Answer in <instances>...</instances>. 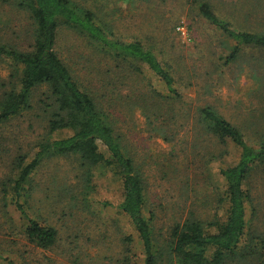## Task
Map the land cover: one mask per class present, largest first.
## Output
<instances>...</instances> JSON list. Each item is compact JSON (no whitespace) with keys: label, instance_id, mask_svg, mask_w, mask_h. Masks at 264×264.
<instances>
[{"label":"rangeland","instance_id":"1","mask_svg":"<svg viewBox=\"0 0 264 264\" xmlns=\"http://www.w3.org/2000/svg\"><path fill=\"white\" fill-rule=\"evenodd\" d=\"M71 1L92 11L108 37L138 39L152 47L182 95L179 101L169 102L168 107L178 113V122L172 126L173 138L167 141L158 129L161 120L151 122V110L143 108L144 97L139 102V95L146 94L150 86L165 93L163 82L149 71H133L126 66L128 62L112 56L79 29L58 27L55 52L79 85L109 114L123 151L142 173L145 215L153 213L154 245L163 248L173 225L187 218L223 221L227 202L222 198L225 182L220 169L235 164L239 151L231 142L222 144L206 133L196 110L211 106L238 126L253 145L264 139V48L243 46L225 64L236 41L209 23L198 5L208 3L232 28L264 33V0ZM33 29L30 14L18 0H0V47L29 50ZM5 56L0 51V95L9 89L16 67ZM49 96L46 84L35 86L28 106L0 124V251L10 259L0 264H142V242L119 209L120 184L112 171L94 168L85 174L70 157L44 158L25 184L29 215L56 228V243L42 249L24 236L25 221L16 210L12 191L4 197L1 182L17 170L18 151L28 153L45 133ZM244 189L257 208L252 223L264 235V162L253 169ZM247 211L251 213V208ZM210 231L215 232L216 227ZM212 252L210 248L208 257ZM224 264L251 262L228 258Z\"/></svg>","mask_w":264,"mask_h":264},{"label":"trees","instance_id":"2","mask_svg":"<svg viewBox=\"0 0 264 264\" xmlns=\"http://www.w3.org/2000/svg\"><path fill=\"white\" fill-rule=\"evenodd\" d=\"M18 5L27 10L33 20L34 41L26 51L0 47V51L16 65L12 75L14 80L10 81V87L1 94L2 97L0 95V124L17 117L28 106L29 93L37 85L48 86V99L51 101L45 133L36 139L28 153L18 151L14 165L17 170L7 181L1 182L4 197L12 191L9 193L13 196L16 210L25 221L24 236L42 249L51 248L56 243V228L29 215L25 184L44 158L70 157L78 161L85 174L94 168L112 171L120 184L122 199L119 209L128 217L142 242V264H158L159 261L167 264H224L228 258L264 264V235L256 230L251 219L255 218L257 208L251 202L250 193L244 189L253 169L264 162V139L253 145L238 126L211 106L198 107L196 117L204 131L222 144L231 142L239 151L235 164L220 169L225 182L222 197L227 202L225 219L204 222L195 217L187 218L173 225L163 248L156 247L151 226L153 213L149 211L145 215L147 199L142 173L138 168L136 170L133 159L123 151L109 114L79 85L55 52L58 27L67 25L79 29L100 42L112 56L128 62L126 66L133 71H149L163 82L165 93L150 86L146 94L139 95L142 99L139 102L144 97L143 108L151 110V122L161 120L158 129L167 141L173 138L172 126L178 122V113L175 115L172 107H168L169 102L182 99L174 77L152 47L138 39L124 41L108 37L95 22L93 12L82 10L71 0H18ZM198 11L209 23L236 41L224 58L225 64L234 60L243 46L264 48V33L232 28L206 2L199 3ZM144 65L146 68L143 69ZM247 208H251L249 223ZM212 226L216 227L215 232L210 231ZM126 240L130 244V239ZM243 240H246L244 244ZM210 248L213 252L208 257ZM126 251L130 252L129 247ZM8 258L0 251V261L8 262Z\"/></svg>","mask_w":264,"mask_h":264}]
</instances>
